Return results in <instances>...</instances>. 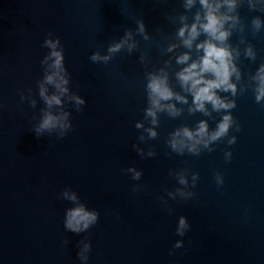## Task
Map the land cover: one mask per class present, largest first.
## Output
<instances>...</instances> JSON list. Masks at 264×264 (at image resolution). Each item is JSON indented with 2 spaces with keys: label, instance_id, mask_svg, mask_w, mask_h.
I'll return each mask as SVG.
<instances>
[{
  "label": "water",
  "instance_id": "1",
  "mask_svg": "<svg viewBox=\"0 0 264 264\" xmlns=\"http://www.w3.org/2000/svg\"><path fill=\"white\" fill-rule=\"evenodd\" d=\"M185 2L0 0V264H264V101L252 79L264 64V0H237L229 13L239 18L225 25L239 79L231 77L235 95H218L235 107L206 105L211 115L189 111L192 95L177 79L187 66L177 58L198 60L207 38L184 46L179 29L202 12L199 0L191 9ZM48 39L60 41L69 80L52 108L40 95ZM97 53L110 59L92 61ZM162 71L188 103L162 102L180 115L158 111L153 125L146 86ZM49 111L68 113L70 127L38 134ZM225 115L232 123L217 141L196 153L171 148L178 129L206 121L211 133ZM81 205L97 219L77 233L65 224Z\"/></svg>",
  "mask_w": 264,
  "mask_h": 264
},
{
  "label": "clouds",
  "instance_id": "2",
  "mask_svg": "<svg viewBox=\"0 0 264 264\" xmlns=\"http://www.w3.org/2000/svg\"><path fill=\"white\" fill-rule=\"evenodd\" d=\"M197 0H186L185 7L191 9L195 6ZM202 12L198 11L195 15V22L189 27L185 24L184 27L179 29L178 36L182 38L183 44L186 48L191 49L194 41L204 34L207 38L196 45V49L202 52L198 60L188 64L191 59L190 54L185 53L177 58L178 64L187 65L180 72L177 73V79L180 81L181 86L186 92L192 95V107L190 112H202L205 115H211L206 105H211L212 110L219 112L235 107L234 103L226 102L224 98L218 95L219 92H231L236 94V85L231 82V77L236 75L239 79V72L235 63L233 62V52L227 41L231 36V31L226 29L225 25L228 21L238 22V17L229 15L237 8V0H199ZM254 7V6H253ZM221 8H226V12H221ZM182 20L186 17H181ZM253 25L258 31L262 26L259 18L253 20ZM139 31H144V25L140 22ZM187 34V35H186ZM131 37L129 32L124 38L122 43H118L109 47L110 53H115L121 50L128 39ZM147 39V36H145ZM60 41L48 39L45 41V46L51 49L50 54L46 57L44 63L47 64L46 75L44 81L40 85V95L49 108L54 105H61V97L68 93L69 89L66 87L69 80L66 78V69L64 66V56L62 50H58ZM135 47V44H129V50ZM175 47V46H173ZM247 55L255 59V55L251 48L248 49ZM110 59L109 56L101 57L98 53L91 57L92 61ZM51 61V63H48ZM256 82L255 99L257 103L264 101V64H262L252 77ZM46 85H52L55 92L48 95ZM147 92L150 107L145 110V116L151 117L153 125L157 124V112H167L170 116L180 115L181 110L177 109L175 104L162 103L167 101L176 100L179 103L187 104L188 99L172 90L168 82L167 73L160 75L150 74L147 83ZM75 99L77 104H83L84 101L79 97H71ZM68 113L61 115H54L51 111L46 112L44 117L36 129L37 133H42L45 130L51 131L56 128L66 129L70 127L67 123ZM232 123L230 115H225L218 123L217 128L213 132H209L208 123L201 121L198 128L193 131L188 127H182L173 133V139L170 141L171 148L179 153H183L185 148L189 152L196 153L198 144L203 143L205 147L209 143L217 141L228 133L229 127ZM137 128L143 127L142 124H137ZM149 137L155 138L157 133L149 128L146 130ZM207 137V139H205ZM194 141L191 145L185 142ZM230 140L229 143H233ZM152 153H149L151 155ZM230 156V153L227 154ZM134 171V170H133ZM139 173H136L135 178H139ZM181 184H185L186 180L181 177ZM75 199V197H72ZM96 214L94 212L86 211L81 205L73 208L67 213L65 227L73 232L79 233L89 227L90 224L96 222ZM187 227L184 218L180 220V233ZM179 246V245H177Z\"/></svg>",
  "mask_w": 264,
  "mask_h": 264
}]
</instances>
